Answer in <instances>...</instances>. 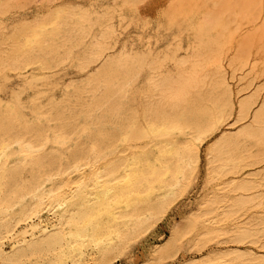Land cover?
Here are the masks:
<instances>
[{
	"label": "bare ground",
	"instance_id": "1",
	"mask_svg": "<svg viewBox=\"0 0 264 264\" xmlns=\"http://www.w3.org/2000/svg\"><path fill=\"white\" fill-rule=\"evenodd\" d=\"M27 1L1 0L0 14ZM54 1L41 0L42 14L0 37V85L10 73H43L77 58L88 75L65 83L48 110L32 107V119L17 98L5 106L0 99V264L117 262L186 193L201 161L196 207L139 264H165L183 247L191 257L180 264H264V83L254 86L258 76L239 87L237 72L252 69V59L229 58L207 35L225 29V17L205 9L190 54L166 70L142 54L111 55L105 15ZM146 67L145 89L127 99ZM72 99L77 107L65 113Z\"/></svg>",
	"mask_w": 264,
	"mask_h": 264
},
{
	"label": "rangeland",
	"instance_id": "2",
	"mask_svg": "<svg viewBox=\"0 0 264 264\" xmlns=\"http://www.w3.org/2000/svg\"><path fill=\"white\" fill-rule=\"evenodd\" d=\"M28 1H27V4L25 5V8L24 7L19 8L20 10L18 8H13L11 10L12 13L11 11H9L10 13L7 12L5 14H0V37L4 34L5 35L10 34L12 29H14L19 24H21V22L30 21L33 18H35L37 15L39 16V14H42L40 12V11L43 12L41 0H28ZM55 1H56L55 4L58 3L57 5L61 4V6L81 8V10L89 13L93 19L105 15L108 18L107 24L109 23V26L114 30L112 37L108 41V43L112 46V49L110 51L111 55L118 56L121 54H129V55L142 54V55L147 56L148 59H154V60L159 61L163 65L164 69L166 70L167 69L171 70L174 68V61H173L174 58L179 59V58H182L190 54L193 46L196 44L194 26H196L202 20V16L204 17L208 13L214 14L217 11L219 12L221 11L220 13L218 12V14L216 15L222 18L225 17L223 19V21L225 20V23H226L225 29L222 30L221 28H219V26L216 25L212 27L210 30H208L207 35L216 37L217 40H219L223 44V49L224 51L228 53L229 58H239L240 59L242 55V57L249 56V59L250 60L252 59L251 60V65L253 64L252 69L249 68V69L244 70L243 72L242 71L237 72L238 79L243 77V79H241L238 83L239 87L245 85V83L249 82L253 78H257L258 76L259 77L257 79H254V81L256 80L257 82L253 81V83L255 84L254 86H258L264 83V57L261 58L262 56H264V50H263L264 49V37H263L264 36V11H263L264 0H252L253 2L251 3H253L254 5H251L250 3V6H248V8L246 9L247 11L249 10L248 13L247 11L246 13L241 11L240 6H242L241 5L242 2H244L242 4L244 5L246 4L245 6L249 5L248 2H250V0L249 1L248 0H240V1L239 0H228L229 3L227 2V0H194V3L192 0L190 1L189 0H179V2L178 0H141L135 5H126L123 3L122 0H55ZM185 1L186 3H188L187 5H185L186 4ZM191 1H192V5L190 4ZM34 2H37V3L32 4ZM195 2H199L198 4L196 3L197 7H195ZM237 2H240V3H237ZM206 3H208L209 6H205ZM223 3H227V4L223 5ZM31 4L32 6H30ZM229 4H231L230 8H229ZM232 4L234 5L237 11H235V9L233 10L234 7ZM200 5H204V6L201 7ZM222 5L224 6L223 9L225 11H223L221 7ZM243 6L242 8L245 11V7ZM179 7L181 10L179 9ZM182 7H185V9H187L188 7L187 11L185 9L183 11ZM211 7L213 8V10ZM175 8H177L176 11H175ZM191 8H192V12L190 11L188 12V10ZM205 9H207L208 11L210 10V11L208 12ZM230 9H232L233 12ZM38 11L40 13H38ZM205 11L208 13H206ZM251 12H253L251 14L252 18L249 17ZM230 16H232L231 19H230ZM238 16L239 17L241 16V19L239 18L240 20L237 18ZM249 18L251 21L249 20ZM109 19H112V20H109ZM241 20L242 22L245 20L246 24L249 23L248 20L251 23L246 25L244 21L243 22L244 24L242 22L240 24L239 22ZM190 25H191V29H190ZM228 28L230 30H228ZM97 29H99V27L95 25L92 31L94 35L95 33L96 35L98 34L99 31ZM231 29L232 31H234L233 35H231L232 32L230 33L232 37L230 36L229 38L228 33H226L227 36L225 37L224 36L225 32L226 31L230 32ZM217 30L219 31L221 30L220 33ZM252 35L256 38H253ZM224 37H225V41L227 40L226 43L224 42V40H222L224 39ZM258 37L259 38L261 37L263 39L261 38L257 39ZM259 40L261 41L260 42L261 44L257 43ZM246 41H247L246 43L247 49L245 47L246 44L244 43ZM261 49L262 51H260ZM80 52L81 50L77 52L78 57L80 56L79 54L82 53ZM255 55H257V57ZM167 58H170V59H167ZM238 63L239 62H236V64ZM79 64H80V61L77 58L71 61H67L66 64L64 63L55 68L50 69L51 72L49 70V71L41 73V71L28 69L25 72H23L25 73L23 74V76L21 74L20 76H18L19 74L17 73L15 74L10 73L9 75L10 77L6 81L2 82V84L0 85L1 86L0 87V99H2L1 103L3 101L2 105L3 106L7 105L5 102L8 103L11 100V102L8 103L10 105V103L12 104L13 100H16L17 98L18 101L19 100L21 101V102L19 101L20 104H23L22 105L23 109L25 107L26 109L25 111H27L28 117L30 116L29 118L32 119L31 112H30L32 107L36 108L37 106V107H40L43 111L46 109L48 110L51 107L50 105H52V103L54 104L57 101L58 102L60 101L61 96H62L61 89H63V86H65L66 84L78 85L87 78L88 74L82 73V71L79 69ZM143 71L141 72L142 74H140L141 76L139 75L140 77H138L139 79H137V82H135L134 85L129 86L127 88L128 90L131 89L130 90L131 93L129 91L127 92L126 90L127 92L126 95L128 96L130 94L129 98L127 97V99H131V96H132V100L134 98L135 100H138L141 95L140 91H142L143 88L145 89V81H146L145 78L147 79L149 71L147 67ZM38 72H40V74ZM29 73H31L32 75ZM259 73L262 74L263 76L259 75ZM42 75H43V78L37 79V77L38 78L42 77ZM32 77H33V80H32ZM44 77H46V81H44L45 80ZM31 84L32 86H30ZM134 92H136V94ZM133 94L135 95L133 96ZM35 96L37 97L35 98ZM30 101L31 102L35 101V103L31 104ZM36 104H38L39 106ZM71 104L72 106L70 105L67 109L64 106L66 111L65 110L63 111H65V113L68 112V109L70 107L71 108H73V106L75 108L77 107L75 106L74 99H72ZM23 109L22 111L25 113ZM79 123H82V119H80ZM230 123H233V119L230 120ZM230 126L232 127L231 130L234 129V125H230ZM203 150H205V147H202V154L204 152ZM202 164L203 162L201 161L200 166L198 167V170L196 173V178L198 181L195 178L194 181L191 183L190 187L188 188V190L186 191V193L182 197H180L175 202V204H173V206L169 209L168 213H166L158 221L155 227L151 228L150 231L146 235H144L143 237L138 239L135 243H133L127 249V251L123 254V256L117 262L112 263V264H139L142 260L148 257L154 245L162 241L163 238L167 236L171 223L174 220L179 219L181 216L185 215L186 213H188L189 211L193 210L196 207L198 201L202 197L204 190H205V184H204L205 183V172H204V166ZM198 173L199 175H197ZM213 249H214L213 246L208 248V250H213ZM253 250L257 251V249L255 248H253ZM190 257L191 255L187 253L186 247H183L181 251L178 253V255L173 260L167 261L165 264H180V262Z\"/></svg>",
	"mask_w": 264,
	"mask_h": 264
}]
</instances>
